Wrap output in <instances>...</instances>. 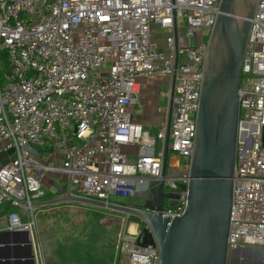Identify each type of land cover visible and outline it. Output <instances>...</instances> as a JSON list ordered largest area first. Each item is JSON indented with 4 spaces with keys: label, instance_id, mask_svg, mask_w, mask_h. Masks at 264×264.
Here are the masks:
<instances>
[{
    "label": "built area",
    "instance_id": "1",
    "mask_svg": "<svg viewBox=\"0 0 264 264\" xmlns=\"http://www.w3.org/2000/svg\"><path fill=\"white\" fill-rule=\"evenodd\" d=\"M219 3L0 0V49L9 61L0 80V152L13 149L0 164V207L17 208L8 214L7 229L32 231L44 171L69 178L72 194L127 205L147 191V181H162L164 192L177 195L164 198L162 215L182 213L202 60ZM250 21L239 77L228 250L264 248V0H257ZM156 28L166 31L160 47ZM149 76L168 82L154 132L131 113L138 80ZM32 145L55 159L39 162ZM130 217L122 218L116 264H159L156 245L136 243L146 224Z\"/></svg>",
    "mask_w": 264,
    "mask_h": 264
},
{
    "label": "water",
    "instance_id": "2",
    "mask_svg": "<svg viewBox=\"0 0 264 264\" xmlns=\"http://www.w3.org/2000/svg\"><path fill=\"white\" fill-rule=\"evenodd\" d=\"M256 3L257 0H220L202 60L186 202L181 214L162 215L164 198L177 195L164 192L163 182L155 179L145 183L148 189L136 195L141 198L136 204L110 203L72 194L69 178L51 199L39 203L76 202L142 220L146 227L139 231L136 243L156 245L159 264H227L228 260L232 264L238 260L239 250H262L252 246L227 249L236 164L239 77ZM173 86L174 82L171 95ZM261 137L264 144V126ZM12 152L13 149L0 152L1 165L8 162ZM22 234L26 259L14 263L35 264L27 232Z\"/></svg>",
    "mask_w": 264,
    "mask_h": 264
},
{
    "label": "crops",
    "instance_id": "3",
    "mask_svg": "<svg viewBox=\"0 0 264 264\" xmlns=\"http://www.w3.org/2000/svg\"><path fill=\"white\" fill-rule=\"evenodd\" d=\"M145 81L146 84H143ZM167 83V79L162 76H149L138 80L136 104L131 107V113L132 116L135 114L133 117L135 121L147 129L151 127L153 132L156 130L163 107L166 105L164 92ZM145 100L151 102V105L144 107ZM149 109L154 110L155 117L152 114L149 116ZM61 176L54 178L59 179V184H56L52 177L42 180L44 194L54 196L61 187L65 186L63 183L66 177ZM53 196L46 199H51ZM46 199L36 200L34 227L31 232L7 229L6 223L10 211L0 216V261L2 264L7 261H9L8 264H15L16 260L26 259L23 255V247L26 243L23 241L22 231L27 232L35 264H116L118 254L116 234L118 232L112 233L113 235L109 232L91 234L88 232L91 227H88L89 225H86L83 220L75 221L73 217L72 219L69 217V206H60L73 202L49 205L39 203L40 200ZM2 208L5 206H1L0 209ZM11 208L14 209L13 211H17V208ZM20 217L22 222L27 219L23 214H20ZM120 218L122 219L123 216ZM123 222L125 225L124 220ZM86 226L89 228L88 230H86Z\"/></svg>",
    "mask_w": 264,
    "mask_h": 264
},
{
    "label": "rangeland",
    "instance_id": "4",
    "mask_svg": "<svg viewBox=\"0 0 264 264\" xmlns=\"http://www.w3.org/2000/svg\"><path fill=\"white\" fill-rule=\"evenodd\" d=\"M165 32L159 28L155 29L154 33V44L156 46H162V39L165 36ZM8 60V55L7 51L5 49H0V80H2L3 73H5V64ZM146 84V81L143 83ZM145 88V85L143 86V89ZM162 88V86H161ZM147 105H151V102L149 101H144L143 106L146 107ZM164 110V107H163ZM154 110L149 109V116L152 114L153 117L154 115ZM135 114L133 115V117ZM149 130L153 132V129L150 127ZM38 155L39 157H36L37 160L41 163H49L50 161H53L55 159V156L50 155L49 157L45 154L44 152V147H36V146H31ZM47 177H52V180L55 181L56 184H59V179H54L55 177H62L59 174H54L50 173L48 171H44L43 175L39 178V181L41 184H43L42 180H45ZM65 184V183H63ZM43 186V185H42ZM141 201V198L139 197H132L129 199L125 200V203L128 204H136ZM62 205H67L70 207V210L68 211L69 217H72L75 219V221H81L83 220L86 225H89L88 227H91V229L88 231L91 234L95 233H114L116 234L117 232V240H118V235L119 233L124 229V222L123 219L120 217L123 216V213H119L116 211H111L105 208H99L95 207L92 205H87V204H81V203H70V204H61ZM56 206V205H54ZM59 206V205H58ZM86 226V230H88ZM120 229V230H119ZM119 230V231H118ZM113 235V234H112ZM104 238V237H103ZM117 243V242H116ZM237 258L238 260H234L237 262V264H264V248L262 250L254 249H246V250H239L237 252Z\"/></svg>",
    "mask_w": 264,
    "mask_h": 264
},
{
    "label": "trees",
    "instance_id": "5",
    "mask_svg": "<svg viewBox=\"0 0 264 264\" xmlns=\"http://www.w3.org/2000/svg\"><path fill=\"white\" fill-rule=\"evenodd\" d=\"M5 69H6L5 72H7L9 70V61L8 60H7L6 64H5ZM51 196H53V195L52 194H44V196H42L41 198L42 199H46V198H49ZM13 210H14L13 208H11L10 206L7 205V206H5V208L0 209V216L2 214H5L6 212H9V211L12 212ZM129 220L131 221V220H137V219L134 218V217H130Z\"/></svg>",
    "mask_w": 264,
    "mask_h": 264
},
{
    "label": "flooded vegetation",
    "instance_id": "6",
    "mask_svg": "<svg viewBox=\"0 0 264 264\" xmlns=\"http://www.w3.org/2000/svg\"><path fill=\"white\" fill-rule=\"evenodd\" d=\"M231 262L228 260L227 264H230ZM232 264H237L234 260L232 261Z\"/></svg>",
    "mask_w": 264,
    "mask_h": 264
},
{
    "label": "bare ground",
    "instance_id": "7",
    "mask_svg": "<svg viewBox=\"0 0 264 264\" xmlns=\"http://www.w3.org/2000/svg\"><path fill=\"white\" fill-rule=\"evenodd\" d=\"M130 230H133V225L132 224L130 225Z\"/></svg>",
    "mask_w": 264,
    "mask_h": 264
}]
</instances>
